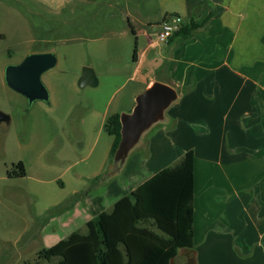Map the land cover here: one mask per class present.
<instances>
[{"label":"rangeland","instance_id":"obj_1","mask_svg":"<svg viewBox=\"0 0 264 264\" xmlns=\"http://www.w3.org/2000/svg\"><path fill=\"white\" fill-rule=\"evenodd\" d=\"M92 3L88 7L83 0H0V111L10 118L0 122V264H55L57 257L39 260V251L74 231H86L85 220L111 210L115 201L130 194L142 177L174 165L183 156L178 153L193 144L199 147L202 158L197 162V176L206 188V203L209 205L210 199L217 202L213 211L231 207L239 193L245 194L246 186L249 191L251 183L264 179L261 176L257 182L251 181L261 164L256 156L264 140V126L254 124L258 123V113H243L255 107L260 96L250 101L246 93L250 82L243 77V71L231 65L230 60L210 63V57L196 59L201 69L191 67L203 76L204 85L210 84L212 76L219 78L215 90L210 92L209 87H204L203 95L208 98L202 104L210 99L211 108H230L233 124L231 118L225 122L230 127L223 129L220 123L225 119L221 118L213 120L210 128L197 124V131L203 135L191 136L177 118L158 123L145 135L146 145L137 146L119 172L112 170L113 136L105 130V123L115 111L131 108L135 91V81L130 78L133 65L126 66L125 60L115 55L113 60L105 59L115 51L111 46L113 38L124 37L118 52L124 57L128 54L126 39L133 38L135 48L127 16L131 15L133 26L141 27V23L148 24V17H160L156 11L164 4H176L180 9L185 6L183 0H163L164 4L159 0ZM148 10L153 12L151 16ZM206 17H200V21ZM144 28L149 30L148 41L157 47L161 43L159 29L155 25ZM197 47L184 57L189 59ZM47 49L58 58L56 66L42 75L49 99L29 106L28 99L7 84L5 69L30 53ZM85 66L97 71V85L79 86ZM149 69L147 63L139 71L140 76ZM207 77L210 79L205 81ZM183 102L182 96L180 104ZM174 106L167 111L170 120ZM262 123L263 119L259 124ZM154 137L150 153L148 141ZM220 149L227 159L214 158ZM245 151L251 157L242 161ZM21 160L26 175L10 176L9 171ZM69 217L72 219L67 220ZM183 262L180 255L174 264Z\"/></svg>","mask_w":264,"mask_h":264},{"label":"crops","instance_id":"obj_2","mask_svg":"<svg viewBox=\"0 0 264 264\" xmlns=\"http://www.w3.org/2000/svg\"><path fill=\"white\" fill-rule=\"evenodd\" d=\"M83 1L90 7V4H93L92 1L100 2L101 0ZM159 3L164 4L163 0H159ZM183 6L185 8L180 9L176 4H164L156 11V14L161 18L156 16L157 18L152 20L151 17H148V24L141 23V27L133 26V22L130 20L131 15H126L129 24L132 26L135 48L133 49V38L126 39L128 54L124 57H120L118 54L119 48L123 45L121 42L124 37L113 38L111 46L115 51L105 59L121 58L125 60L126 66L130 64L134 67L130 78L135 81V91L131 96V108L126 111H130L134 107L135 98L139 93L158 80L174 86L179 92V99L173 104L175 105L174 116L172 120L167 116L166 122H173L177 118L183 126L184 132L191 136L203 135V132L197 131V124H201L205 129L210 128L211 124L219 118L225 119L220 123V129L226 128V126L230 127V124L225 122L231 118L232 122H229L233 124L232 110L222 107L211 108L209 107L210 99L206 105L202 104L203 100L208 98L203 95L204 87L207 85L203 83V76L199 75L198 71H192L191 68L192 66L199 68L200 65H197L196 59L210 57V63L218 59L220 61L217 64L230 60L231 65L243 71L245 74L243 77L250 82L246 92L248 99L251 101L253 98L255 100L258 95L260 96V101L258 98L255 101L256 106L248 107L243 113L248 116L255 112L258 113V123L254 124L256 127L263 128L264 123H259L262 119L264 120V0H189V2L183 0ZM181 12H185V15ZM169 13H178L186 22L189 20L201 22L200 17L210 14L212 17L206 25L199 27L190 37L195 39V42L189 38V40L175 39L166 43L161 42L157 47H154V42L148 41L149 30L144 26L155 25L160 31L162 21ZM152 14L153 12L148 10V16ZM196 46L199 47L190 54L189 59H186L184 54L186 55ZM197 53L198 57L196 58ZM162 62H165L164 65ZM147 63L150 64V69L140 76L139 71ZM188 64L189 67H187ZM160 72L165 73L164 77L161 76ZM95 73L99 78L96 70ZM207 79L210 78H205V81ZM209 83L207 87L211 92L219 85L218 76H212ZM225 95L228 96L229 92L226 91ZM182 96L185 102L180 104ZM196 102L199 103V106L195 104ZM201 106L207 110L199 108ZM244 118L247 122L248 118ZM245 128H249V125L245 124ZM155 138L157 137H154L151 142L148 141L150 153H152L150 149L151 145L153 148ZM146 143L142 141L140 147ZM259 146L256 157L261 161V164H259L260 168L253 174L252 178H255L251 180L253 183L257 182V178L264 176V162H262L264 161V140L260 142ZM191 149L195 152L194 250L187 248L180 250L179 256L181 255L184 259L182 264H194V255L196 264H264V179L255 185L251 183L249 191L247 190L248 186H246L244 188L246 189L245 194L241 196L239 193L238 201L236 200L231 207L213 211L217 202L210 199L211 203L207 205L203 194L206 188L199 182L197 176V162L201 158L199 147L193 144L183 153L179 152L178 156L181 157L182 154L184 155ZM245 152L247 154L241 156L242 161L251 157L249 152ZM214 156V158L227 159L221 149L216 151ZM158 171L142 177L131 191ZM209 188L211 190V187ZM238 213H241V217H236ZM71 219L69 217L67 220ZM88 221L89 219L85 220V223L87 224ZM48 233L51 231L48 230Z\"/></svg>","mask_w":264,"mask_h":264},{"label":"trees","instance_id":"obj_3","mask_svg":"<svg viewBox=\"0 0 264 264\" xmlns=\"http://www.w3.org/2000/svg\"><path fill=\"white\" fill-rule=\"evenodd\" d=\"M172 14L178 13L165 17ZM211 17L184 21L169 41L192 37ZM121 126L120 112L111 114L105 123L113 136L112 159L121 141ZM26 173L22 160L9 171L18 177ZM194 182L195 152L191 149L174 165L117 199L111 210L90 219L86 231H74L41 249L38 258L57 257L55 264H174L182 248L194 250Z\"/></svg>","mask_w":264,"mask_h":264},{"label":"water","instance_id":"obj_4","mask_svg":"<svg viewBox=\"0 0 264 264\" xmlns=\"http://www.w3.org/2000/svg\"><path fill=\"white\" fill-rule=\"evenodd\" d=\"M58 58L52 51H39L28 54L16 64L5 69L7 84L24 95L29 106L37 100L49 99V92L42 81V75L56 66ZM79 86L97 85L98 78L92 67L85 66L78 81ZM178 90L162 81H155L139 93L130 111H121V141L114 157L113 171L119 172L130 153L139 146L146 133L156 124L166 122L167 110L178 101ZM9 115L0 111V122L9 121ZM113 174V173H112Z\"/></svg>","mask_w":264,"mask_h":264},{"label":"built area","instance_id":"obj_5","mask_svg":"<svg viewBox=\"0 0 264 264\" xmlns=\"http://www.w3.org/2000/svg\"><path fill=\"white\" fill-rule=\"evenodd\" d=\"M183 23V17L179 14H172L165 17L161 23V29L158 32V40L162 43L168 42L171 36L180 30Z\"/></svg>","mask_w":264,"mask_h":264}]
</instances>
